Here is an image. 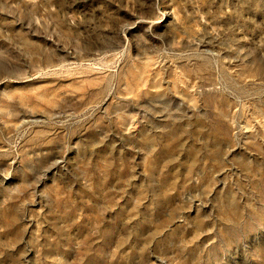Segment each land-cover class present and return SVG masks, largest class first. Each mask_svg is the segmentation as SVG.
<instances>
[{"label": "rangeland", "instance_id": "374dc122", "mask_svg": "<svg viewBox=\"0 0 264 264\" xmlns=\"http://www.w3.org/2000/svg\"><path fill=\"white\" fill-rule=\"evenodd\" d=\"M0 264H264V0H0Z\"/></svg>", "mask_w": 264, "mask_h": 264}]
</instances>
